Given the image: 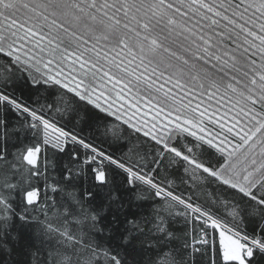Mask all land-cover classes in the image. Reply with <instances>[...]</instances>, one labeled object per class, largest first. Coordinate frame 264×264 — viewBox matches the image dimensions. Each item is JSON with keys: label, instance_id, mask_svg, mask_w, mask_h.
Returning <instances> with one entry per match:
<instances>
[{"label": "snow or ice", "instance_id": "1", "mask_svg": "<svg viewBox=\"0 0 264 264\" xmlns=\"http://www.w3.org/2000/svg\"><path fill=\"white\" fill-rule=\"evenodd\" d=\"M0 264H264V0H0Z\"/></svg>", "mask_w": 264, "mask_h": 264}]
</instances>
